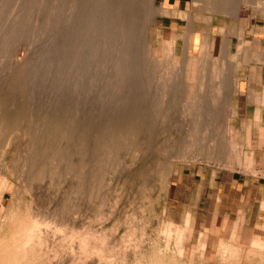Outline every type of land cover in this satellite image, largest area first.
Masks as SVG:
<instances>
[{
	"label": "rangeland",
	"instance_id": "rangeland-1",
	"mask_svg": "<svg viewBox=\"0 0 264 264\" xmlns=\"http://www.w3.org/2000/svg\"><path fill=\"white\" fill-rule=\"evenodd\" d=\"M0 0V264H264V0Z\"/></svg>",
	"mask_w": 264,
	"mask_h": 264
},
{
	"label": "crops",
	"instance_id": "crops-1",
	"mask_svg": "<svg viewBox=\"0 0 264 264\" xmlns=\"http://www.w3.org/2000/svg\"><path fill=\"white\" fill-rule=\"evenodd\" d=\"M184 0H163V3L168 5V4H173L175 5V9H180L182 7V4H183Z\"/></svg>",
	"mask_w": 264,
	"mask_h": 264
}]
</instances>
